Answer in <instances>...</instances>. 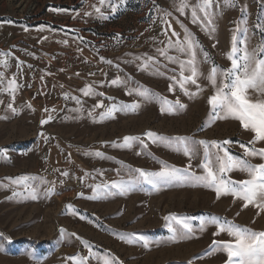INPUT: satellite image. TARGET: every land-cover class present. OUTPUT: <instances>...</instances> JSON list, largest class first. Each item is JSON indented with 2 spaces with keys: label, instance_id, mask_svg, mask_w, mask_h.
I'll list each match as a JSON object with an SVG mask.
<instances>
[{
  "label": "rangeland",
  "instance_id": "1",
  "mask_svg": "<svg viewBox=\"0 0 264 264\" xmlns=\"http://www.w3.org/2000/svg\"><path fill=\"white\" fill-rule=\"evenodd\" d=\"M112 2L117 4L115 12L100 6L99 0H0V52L11 53L0 57L7 60L6 68L0 65V72L5 73L0 85V149L6 150L0 155V264H73L69 257L88 256L89 249L92 257L86 264H102L93 257L114 259L115 264H225L226 255L210 246L213 240L232 238L226 233L214 236L212 225L201 232L200 221L216 216L261 231L264 211L253 205L245 208L243 201L231 195L217 199L212 189L191 183L157 189L144 184L97 199H91L92 189L128 181L137 168L159 171L161 163L181 170L191 164L190 171L202 174L201 145L194 146L189 160L174 147L149 140L144 135L149 131L194 141L229 140L228 151L243 157L240 145L251 147L253 133L235 119L209 122L207 99L214 89L206 77L213 63L230 66L226 54L238 27L248 29L247 44L241 47L252 51L264 43V33L255 27L264 25V0H230V4L214 0L211 25L197 9L206 30L192 22L191 9L198 0H186L189 6L183 15L177 11L181 0ZM92 5L101 7L107 18H101ZM185 29L199 45L197 83L201 90L185 85L195 96L186 95L171 79H179V63L169 62L157 51L168 48L170 40L182 41ZM173 30L177 36L171 35ZM167 55L179 61L189 59L171 48ZM148 57L154 60L146 70L143 65ZM18 62H22L19 68ZM117 77L120 82L113 85ZM9 79L16 80L15 93L7 91ZM88 86L93 94L84 96L82 90ZM137 89H147L172 103L179 100L185 107L162 113L161 102L143 99ZM98 102L103 107L94 108ZM134 102L139 105L134 110L101 116L112 105L120 108ZM41 120L47 122L41 125ZM126 136L140 140L123 146ZM255 147H264V142ZM249 159L264 162L258 157ZM21 175L37 178L29 182L38 188L36 199L7 179ZM229 177L234 181L248 178L238 170ZM48 188L53 191L46 193ZM13 190L21 195L13 196ZM170 214L194 218L190 237L171 239L164 220ZM137 236L149 241V246L145 248Z\"/></svg>",
  "mask_w": 264,
  "mask_h": 264
},
{
  "label": "snow or ice",
  "instance_id": "2",
  "mask_svg": "<svg viewBox=\"0 0 264 264\" xmlns=\"http://www.w3.org/2000/svg\"><path fill=\"white\" fill-rule=\"evenodd\" d=\"M119 3H124V0H119ZM214 0H198L197 4L192 7V22L200 23L202 29L206 30L204 25L197 14L199 12L204 13L203 19L207 21L208 25H211V8ZM226 4H230V0H225ZM100 6L107 5L111 8L112 12L117 10V4L113 3L112 0H99ZM189 5L186 0H181L177 11L184 14L185 8ZM234 6V5H230ZM96 13L100 14L101 18L106 19L107 17L101 12V7L92 5ZM54 11H62L61 9H54ZM243 11V10H242ZM89 13L85 12V15ZM170 15V13H166ZM246 23V21H244ZM171 28V25H168ZM260 32L264 33V25L257 24L255 26ZM28 31L27 28L24 29ZM43 30V26H41ZM214 31V29H213ZM248 29L237 28L231 37V49L226 54V59L230 62V66L227 68H221L213 63L210 71L206 77L209 84L214 89L213 94L207 99V104L210 106L209 111V122L223 119H235L239 121L241 127L245 130L253 133L252 140L249 141L251 147L241 144L240 147L243 149V157L232 155L226 145L230 143L229 140L224 141H194L190 137H163L153 132H147L144 135L152 142L165 143L169 147H174L177 152H182L183 155L191 160L194 153V146L199 144L203 147V158L199 165L202 174H196L190 171L191 164L188 168L181 170L175 166L161 163L159 171H145L137 168L134 170L135 175H132L128 181H113L111 183H105L103 185H96L93 187V196L91 199L104 198L108 195L124 194L126 192L137 189L139 186L147 184L153 189H157L161 186L173 184V183H191L202 187L212 189L217 199L224 195H231L234 200L239 199L243 201V207L253 205L264 211V162L252 163L251 159L258 157L261 161H264V147H255L257 143L264 142V43L258 48L249 51L246 46L248 40ZM167 35V33H165ZM172 36H177L176 31H172ZM67 43V41H63ZM199 47L198 42L192 38V35L185 29L183 40H177L174 43L170 40L168 48L175 49L181 54H186L189 59L186 61H179L178 57L167 55L166 49H158L160 56H166L167 60L172 63H179L180 75L177 80L176 76H172L171 79L179 84V87L184 90L186 95L195 96L197 93H189L185 88L186 84L196 85L197 90L200 89V85L197 83V77L201 75L198 71L197 66V52L196 49ZM203 52L202 49H200ZM11 56V53L0 52V57ZM204 62H207V53H203ZM103 60L104 58L101 57ZM139 59V57H137ZM153 57H148L144 62V68L150 66L153 62ZM111 64V61H106ZM22 62H18L16 67L19 68ZM0 65L7 67V60L0 59ZM185 70L190 72L189 75H185ZM79 75V74H77ZM5 79V73L0 72V85L3 84ZM43 79V77H41ZM120 82L119 77L112 80L113 85ZM17 83L15 79H9L7 81V91L15 93ZM84 96H90L93 94L91 86L86 87L82 90ZM137 94L145 100H158L161 102V112H173L176 108L183 109L185 106L180 103L179 100L172 103L167 99L158 97L154 93H150L147 89H137ZM169 91H172V85H169ZM130 94V93H129ZM99 95H103L100 93ZM254 97V98H253ZM65 98L68 95L65 94ZM77 104L80 100L77 97H71ZM31 107V105H28ZM8 107L13 112L16 111L12 104L9 103ZM103 107L101 102L94 105V108ZM139 105L133 103L132 105H121L117 108L116 105L110 106L106 112L102 113V118H107L112 115L113 112L118 110L136 109ZM48 111V109H45ZM78 111V109H77ZM92 113L90 112L89 115ZM48 119H51L49 116ZM46 120H41V125L45 124ZM43 135V134H41ZM47 139V138H45ZM134 140H140V137H124L123 146H131V142ZM143 143V141H141ZM146 147V145H145ZM215 149L216 151H212ZM6 153L5 149H0V155ZM139 155V153H137ZM97 156L102 154L97 152ZM234 170H238L241 173L247 175V179L240 181H234L229 177V173ZM68 175V173H62ZM12 185L22 186L23 191L28 193L32 199H36L37 187H33L30 181L36 180V177H30L27 175H21L15 178H7ZM42 183H47L40 178ZM115 190V191H113ZM46 193H51L52 188L45 190ZM21 195L20 192L13 190V196ZM70 207V206H69ZM260 213H257L259 215ZM239 215V213H237ZM189 217H179L175 214L165 216L164 220L167 222L166 226L168 231L172 234L171 239L177 238L184 239L190 237L193 233V225L191 224ZM174 222V224H173ZM178 225L182 231H178ZM206 225L215 226L216 231L213 235H219L220 233H226L231 240L219 241L213 240L211 250L223 252L227 259L225 264H264V230L255 231L249 227L238 225L232 221L217 218L211 216L205 220L200 221L199 230L202 232L205 230ZM76 236L75 233H72ZM79 239V237H77ZM137 241H143V246L147 248L149 241L143 237L137 236ZM132 243L134 241H127ZM92 257L91 249H89L88 256L78 258L77 256H71L69 259L73 261V264H86ZM97 260H102V264H115L114 259L93 257Z\"/></svg>",
  "mask_w": 264,
  "mask_h": 264
}]
</instances>
